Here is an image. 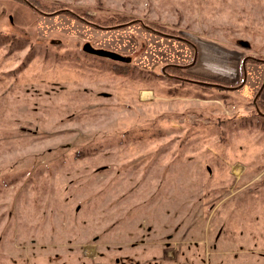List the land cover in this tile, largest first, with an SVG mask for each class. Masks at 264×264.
Returning <instances> with one entry per match:
<instances>
[{"label":"rangeland","instance_id":"rangeland-1","mask_svg":"<svg viewBox=\"0 0 264 264\" xmlns=\"http://www.w3.org/2000/svg\"><path fill=\"white\" fill-rule=\"evenodd\" d=\"M263 84L264 0H0V264H264Z\"/></svg>","mask_w":264,"mask_h":264},{"label":"crops","instance_id":"crops-1","mask_svg":"<svg viewBox=\"0 0 264 264\" xmlns=\"http://www.w3.org/2000/svg\"><path fill=\"white\" fill-rule=\"evenodd\" d=\"M145 34H147V33H145ZM136 36L139 37V36H141V34L136 35ZM154 37H156L157 40L152 42V44L149 42L150 43L149 47L154 48L153 55L150 59H154V58L155 59L153 61L148 60L147 65L144 63L143 67L149 68L152 65V63H154V62H155V65H158V67L163 65L162 64L163 62L164 63H176L178 65L190 63L191 51L187 47V45L185 43H183L181 40H177L176 38H172L173 40L178 41L175 43V44H177V45H175L177 47L172 48L168 42V40L171 38L161 37V36H157V35H154ZM161 40H163V42ZM156 43H158L157 47L154 46V44H156ZM101 44L105 47L107 46L103 43H101ZM133 46H136L135 42H134V44L130 45V42H128V40L121 39V40H116L115 44L113 46H109V47H111V50H114V52H115L116 50L117 51H124L127 47L129 49L131 47V49H132ZM148 50H150V48ZM198 58H199V56H198ZM194 61H196V60H194ZM198 61L199 60H197V62H193L190 66H188V68L186 70L187 71L189 70L188 72H191V73L194 72L195 73V69L199 65ZM137 64H139V63H137ZM140 66H142V65H140ZM209 67H212V70L214 68L213 66H209ZM237 67L238 66L236 64L235 67L233 68L232 72L230 73L231 79L237 78L239 76V71L237 70ZM216 69H217V72H219V67H217ZM244 85H246V84H244ZM262 93H264V86L262 88L261 94Z\"/></svg>","mask_w":264,"mask_h":264},{"label":"trees","instance_id":"trees-1","mask_svg":"<svg viewBox=\"0 0 264 264\" xmlns=\"http://www.w3.org/2000/svg\"><path fill=\"white\" fill-rule=\"evenodd\" d=\"M68 14H70V15H72L71 13H69L68 12ZM112 26V25H111ZM149 32H152L151 30L149 31ZM159 36H163V37H166V38H169V37H172V36H168V35H159ZM182 42H184L189 48H190V50H191V61L190 62H192V59H193V54H194V48H193V46L190 44V43H188V42H186L184 39H180ZM251 62H255V60L254 61H251ZM165 68V71H167V70H170V71H172V75H176V76H178V77H181L180 75H179V73L181 72V71H183L182 69H184L185 68V66H179L178 64H176V63H165V64H163V65H161V67L160 68ZM117 73H119V74H126V72H123V71H116ZM243 76V73H242V69H241V74H240V79L239 80H237L235 83H232V85H229L228 84V86L229 87H231V86H238V85H240L241 83V81L243 80L241 77ZM183 78H189V77H186L185 75H183ZM200 82H208V83H211V84H213V83H215L214 81H205V80H200ZM217 84V83H216ZM202 85V84H201ZM218 85H220V83H218ZM202 86H204V87H210L211 88V86H208V85H202ZM222 86V85H221ZM224 86H226V84L224 85ZM216 89H219L220 91L221 90H223V91H225V89H223V88H220V87H218V88H216ZM227 91V90H226Z\"/></svg>","mask_w":264,"mask_h":264},{"label":"water","instance_id":"water-1","mask_svg":"<svg viewBox=\"0 0 264 264\" xmlns=\"http://www.w3.org/2000/svg\"><path fill=\"white\" fill-rule=\"evenodd\" d=\"M179 39H181V38H179ZM83 51L86 53H89V54H92V55H95L98 57L107 58V59H110V60H113L116 62L129 63L131 61L129 57L122 56V55H120L116 52H113V51H107L104 49H96V48H93L90 44H85L83 46ZM194 60H195V57H194ZM199 83H201L203 85H208V86H211L214 88H218V87L224 88V89L226 88V87L218 85V84H211V83H206V82H199ZM262 87H263V85H262ZM262 87L260 88V90L262 89ZM260 90H259V92H260ZM259 92H258V94H259ZM257 95H256V97H257Z\"/></svg>","mask_w":264,"mask_h":264},{"label":"flooded vegetation","instance_id":"flooded-vegetation-1","mask_svg":"<svg viewBox=\"0 0 264 264\" xmlns=\"http://www.w3.org/2000/svg\"><path fill=\"white\" fill-rule=\"evenodd\" d=\"M150 30V29H149ZM158 31H156V33H157ZM157 34H162V33H160V32H158ZM166 35V34H165ZM184 43V42H183ZM191 63V62H190ZM190 63H187V64H182V65H179V66H185V68L183 69V70H186L187 68H188V66H190L191 64ZM177 78H179V77H177ZM184 79V78H183ZM206 83H208V82H206ZM263 86H264V84H263ZM263 88V87H262ZM261 92H262V89L260 90V92H259V94L257 95V97L255 98V100L253 101V103L255 104V102H256V99L257 98H259V96H260V94H261ZM258 114L257 115H259V116H263V114L261 113H259V112H257Z\"/></svg>","mask_w":264,"mask_h":264},{"label":"bare ground","instance_id":"bare-ground-1","mask_svg":"<svg viewBox=\"0 0 264 264\" xmlns=\"http://www.w3.org/2000/svg\"><path fill=\"white\" fill-rule=\"evenodd\" d=\"M242 65H243V64H242ZM241 170H242V167H241L240 165H239V166L237 165V166L234 167V172H235V174H237V175L241 172Z\"/></svg>","mask_w":264,"mask_h":264}]
</instances>
